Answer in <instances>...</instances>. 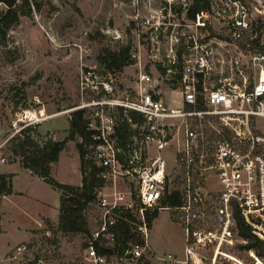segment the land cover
I'll return each mask as SVG.
<instances>
[{"label": "built area", "instance_id": "obj_1", "mask_svg": "<svg viewBox=\"0 0 264 264\" xmlns=\"http://www.w3.org/2000/svg\"><path fill=\"white\" fill-rule=\"evenodd\" d=\"M119 1L137 40L133 82L120 89L110 74L82 65L79 103L59 112L83 110L102 180L83 264L147 260L149 213L171 207L181 210L185 256L158 260L216 264L232 257L224 248L239 241L237 217L264 239V53L254 56V80L220 66L221 47L253 38L264 24V0ZM26 118L14 122V134L36 125ZM174 170L187 194L168 205ZM214 176L217 191L206 186ZM124 221L134 237L120 251ZM34 256L24 244L14 258L35 264Z\"/></svg>", "mask_w": 264, "mask_h": 264}, {"label": "rangeland", "instance_id": "obj_2", "mask_svg": "<svg viewBox=\"0 0 264 264\" xmlns=\"http://www.w3.org/2000/svg\"><path fill=\"white\" fill-rule=\"evenodd\" d=\"M22 2L15 0L16 5ZM29 2L32 12L21 15L7 31L6 36L0 37V145H2L0 156L5 158V161L0 160V169L10 168L12 164L19 166L20 160L9 155L8 139L18 134H14L16 131L14 122L18 120L21 124L22 120H29L26 118V114L30 116L28 111H44L43 115L34 118L37 121L36 125L41 126L37 128L41 141L44 138H53L51 133L46 131L47 128L57 133L66 132L70 126L69 114L59 112L79 103L78 82L82 65L96 66L99 72L110 74L120 89L133 82L135 73V67L131 64L122 70L111 71L99 63V55L106 49L121 51L125 46L131 49L137 41L130 28L129 17L119 4V0H29ZM6 8L7 4L0 1V9ZM252 34L253 38L246 37L243 40L250 43L259 37V28L257 27ZM243 40L237 41L235 45L230 42L221 47L220 66L227 73H230L233 67L236 75L254 80L257 74L254 56L259 52L264 53V33L259 45L254 48L250 44L243 47L240 44ZM57 113L59 114L50 117L51 119H44ZM261 122L264 123V120ZM67 131L69 133V129ZM80 140V138L73 140L76 146ZM11 173L10 171L0 174ZM67 173L68 177L62 175L61 177L73 182L81 179L79 169L70 167ZM19 178L23 180L25 177L22 175ZM209 180L210 184L204 186L217 191L219 183L216 176L212 179L209 177ZM169 190L178 191L182 201L186 197V186L176 170L172 172ZM30 191L33 195L43 196L49 201L48 215L43 216L41 222H37L32 229H28L30 231L24 237L20 233L16 235L12 224H7V230L0 225V264H21L22 262L14 256L17 247L24 244L39 254L41 260L37 264H83L82 255L85 247L83 245L86 244L90 233L71 234L59 229L62 192L48 182L38 179H34ZM91 205L88 214L92 230L96 226L97 207L95 203ZM158 212L150 223L149 250H146L148 259L139 261L118 259L113 260L112 264H162L158 257L169 253L184 258L186 233L181 210L171 207L161 208ZM3 213L6 212L3 211L0 215ZM234 236L239 240L236 245L224 248L232 257L222 256L216 264H264V258L255 249L241 247V244L247 241L241 242L243 238L237 232ZM7 240L12 242L17 240V243L7 246ZM250 250H254L255 256L250 254ZM210 251L203 250L207 254L206 257H209ZM183 264L195 263L189 260ZM200 264L211 263L205 259Z\"/></svg>", "mask_w": 264, "mask_h": 264}, {"label": "trees", "instance_id": "obj_3", "mask_svg": "<svg viewBox=\"0 0 264 264\" xmlns=\"http://www.w3.org/2000/svg\"><path fill=\"white\" fill-rule=\"evenodd\" d=\"M7 4V8L0 9V37H5L7 31L19 20L21 15H28L32 12L29 0H22V4L16 5L15 0H0ZM28 6V8H26ZM259 37L250 41H241L243 47L248 44L252 48L259 45L264 24L259 27ZM245 41V42H244ZM129 46H125L121 51L103 50L99 55V63L107 70H122L126 65L132 63L129 55ZM38 125L24 128L18 134L8 139L10 144L8 152L11 158L20 160L24 168L43 178L55 189L61 191L59 229L66 233H83L88 235L91 232L89 209L96 201L97 190L102 185V180L97 175L98 167L90 156L91 136L86 126V118L83 110H75L70 118V128L68 135L57 140L51 137L40 140ZM80 138L77 147L80 153L82 184H69L58 181L51 173V163L58 161L61 151L65 148L67 141ZM13 174H0V195L13 192ZM168 205H178L181 198L178 191L167 200ZM158 210L149 214V223L158 215ZM123 236L120 237V251L124 249L127 242L134 237L132 226L128 221L121 225ZM238 235L247 240L241 247L255 249L264 258V239L259 237L252 229L244 223L241 217H237ZM86 245V244H85ZM83 245V246H85Z\"/></svg>", "mask_w": 264, "mask_h": 264}, {"label": "crops", "instance_id": "obj_4", "mask_svg": "<svg viewBox=\"0 0 264 264\" xmlns=\"http://www.w3.org/2000/svg\"><path fill=\"white\" fill-rule=\"evenodd\" d=\"M55 115L58 114H54L52 117ZM39 128H41V126H39ZM67 130L64 133H57L55 130L52 131L47 128L46 131H49L54 139L61 140L63 137L68 135ZM18 163L20 167L15 166L16 164H12L10 168L0 169V173H7L11 171L14 174L12 181L13 192L10 194L0 195V213L3 211L6 212L3 213V215H0V225L4 226L7 230V224H12L11 226L16 235H18L17 233H20L24 237L25 235H28V232L30 231L28 229H32L35 225H37V222H41L43 216L48 215L49 211H47V209L50 204L43 196H35L30 191L31 186L34 183V179H44L34 175L29 169L24 168L20 162ZM70 167H74L76 170L79 169L81 179L78 182L69 181L68 179L61 177V175L68 177L67 172ZM51 171L52 175L62 183L76 185L82 184L83 176L81 172L80 153L73 140L66 143L65 148L60 153L58 161L52 163ZM22 175L25 178L20 180L19 177ZM16 243L17 240L14 242L10 240L6 241L7 246L14 245Z\"/></svg>", "mask_w": 264, "mask_h": 264}, {"label": "bare ground", "instance_id": "obj_5", "mask_svg": "<svg viewBox=\"0 0 264 264\" xmlns=\"http://www.w3.org/2000/svg\"><path fill=\"white\" fill-rule=\"evenodd\" d=\"M28 113H29L30 117H32V118H38L40 114L41 115L44 114V111L42 110L41 112L40 111L36 112V111L30 110V111H28Z\"/></svg>", "mask_w": 264, "mask_h": 264}, {"label": "water", "instance_id": "obj_6", "mask_svg": "<svg viewBox=\"0 0 264 264\" xmlns=\"http://www.w3.org/2000/svg\"><path fill=\"white\" fill-rule=\"evenodd\" d=\"M32 263L37 264L39 262V255L37 252H35V256L33 259L30 260Z\"/></svg>", "mask_w": 264, "mask_h": 264}]
</instances>
